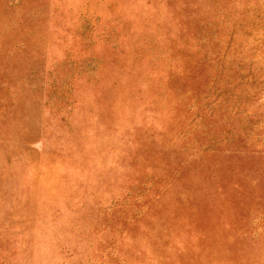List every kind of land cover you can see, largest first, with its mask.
Here are the masks:
<instances>
[{"label": "rangeland", "instance_id": "obj_1", "mask_svg": "<svg viewBox=\"0 0 264 264\" xmlns=\"http://www.w3.org/2000/svg\"><path fill=\"white\" fill-rule=\"evenodd\" d=\"M0 264H264V0H0Z\"/></svg>", "mask_w": 264, "mask_h": 264}]
</instances>
